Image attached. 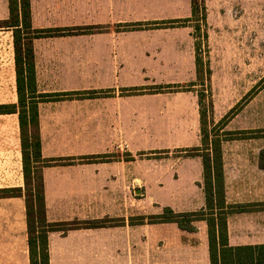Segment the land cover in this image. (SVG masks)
<instances>
[{"label": "crops", "instance_id": "obj_1", "mask_svg": "<svg viewBox=\"0 0 264 264\" xmlns=\"http://www.w3.org/2000/svg\"><path fill=\"white\" fill-rule=\"evenodd\" d=\"M30 2L36 29L91 27L33 39L37 94L95 92L38 101L43 157L73 159L42 169L47 219H107L50 231V264H211L207 219L193 220V229L137 219L166 207L207 208L203 156L187 153L202 146L198 90L156 89L197 78L191 21L153 25L191 17V0ZM9 17L10 0H0V108L19 105ZM225 105L220 110L215 93L214 121L233 103ZM236 120L225 130L257 127ZM222 155L226 202L235 206L228 243L252 247L225 258L264 264V137L223 139ZM17 187H25L19 113L0 109V189ZM0 264H31L25 196H0Z\"/></svg>", "mask_w": 264, "mask_h": 264}, {"label": "trees", "instance_id": "obj_2", "mask_svg": "<svg viewBox=\"0 0 264 264\" xmlns=\"http://www.w3.org/2000/svg\"><path fill=\"white\" fill-rule=\"evenodd\" d=\"M191 0L192 16L185 19H171L168 21L156 22V27L163 25H183L190 21H200L197 16H201L205 26L208 25V6L206 0ZM4 25L10 26L14 30L15 59L18 76L19 105H3L2 111L18 112L20 118V129L23 152V171L25 177V187L2 188L0 196H25L27 206L28 222V243L30 250L31 264H50L49 255V232L52 230L67 231L73 227L98 226L107 223V219L92 220L83 223L50 222L46 216L45 188L42 169L45 165L53 163H71L73 159H47L42 155L41 136L39 130L38 101L40 98H61L63 96L83 95L92 96L94 91L65 92L59 94H37L35 56L33 39L38 36L57 35L62 33H79L89 31L91 27L77 28H56V29H36L32 25L31 2L30 0H10V17L4 21ZM198 23V24H197ZM194 26L195 32L201 28L199 22ZM25 34V42L22 35ZM208 37V32H204ZM24 44L27 48L24 50ZM199 45L196 44L197 74L200 75L201 59L199 56ZM211 73V69H208ZM194 84L190 83L187 88H182V84H169L160 86L167 90L190 89ZM159 88V89H160ZM135 91L131 89V92ZM201 103V99H200ZM240 108L234 106L217 123L223 129L222 133H215L211 137L210 131L206 129L207 111L201 109L202 116V146L187 149L188 154H200L204 161V188L207 198V208L200 211L179 213L172 208L166 207L162 214L141 216L137 219L150 222L176 221L182 227L193 229L191 222L195 219L204 218L208 221V234L210 244L211 264H234L235 259H226L225 254H232L238 251L250 249L252 247L238 248L230 246L228 243L227 214L235 206L226 202V187L224 179L222 141L229 138H241L238 132L224 130L225 125L231 119L233 113ZM216 124V125H217ZM215 125V126H216ZM222 125V126H221ZM224 125V126H223ZM255 131V130H254ZM239 133H254L253 130L239 131ZM98 156H83L82 161H90ZM233 256V255H232Z\"/></svg>", "mask_w": 264, "mask_h": 264}, {"label": "rangeland", "instance_id": "obj_3", "mask_svg": "<svg viewBox=\"0 0 264 264\" xmlns=\"http://www.w3.org/2000/svg\"><path fill=\"white\" fill-rule=\"evenodd\" d=\"M206 3L211 8L208 25L205 26L200 15L197 16L200 21H191L192 25L197 22L201 25L195 32L201 69L189 87L198 90L201 109L207 111L206 129L211 137L223 132L217 124L223 117L218 121L212 117L217 93L220 110H225L228 101L233 103L223 116L240 104L231 119L237 117L238 126L246 122L257 126L233 130L239 137H264V0H206ZM205 31L209 34L207 38ZM22 37L25 42L26 35ZM193 82L182 84V88ZM159 88L156 89L167 90ZM246 130L254 133H239Z\"/></svg>", "mask_w": 264, "mask_h": 264}]
</instances>
